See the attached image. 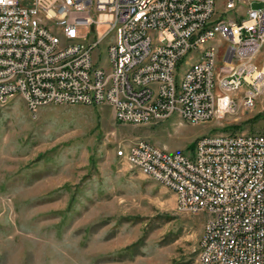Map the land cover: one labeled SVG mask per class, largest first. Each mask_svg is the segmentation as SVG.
<instances>
[{"label":"built area","instance_id":"2783aa9c","mask_svg":"<svg viewBox=\"0 0 264 264\" xmlns=\"http://www.w3.org/2000/svg\"><path fill=\"white\" fill-rule=\"evenodd\" d=\"M253 1L227 0L228 11L246 7L239 21L214 19L215 0L0 2V106L16 95L33 115L48 105H107L116 123L131 126L171 113L200 124L251 112L264 105V58L256 63L264 55V6L252 8ZM47 28L62 33V44ZM108 36L106 71L93 53ZM203 44L212 51L199 54ZM192 54L200 66L191 59L179 73ZM129 67H137L135 77H127ZM120 152L173 192L177 213L203 217V264H264V118L256 133L198 138L191 156L146 140Z\"/></svg>","mask_w":264,"mask_h":264},{"label":"rangeland","instance_id":"374dc122","mask_svg":"<svg viewBox=\"0 0 264 264\" xmlns=\"http://www.w3.org/2000/svg\"><path fill=\"white\" fill-rule=\"evenodd\" d=\"M226 2L215 0L214 19L244 18V5L228 11ZM110 36L93 53L106 71ZM195 57H184L179 73ZM263 58L262 50L256 63ZM263 116L258 103L200 124L176 113L131 126L107 105H48L33 115L14 96L0 106V264H199L203 217L177 213L173 192L118 152L146 140L191 156L198 138L259 132Z\"/></svg>","mask_w":264,"mask_h":264},{"label":"bare ground","instance_id":"6f19581e","mask_svg":"<svg viewBox=\"0 0 264 264\" xmlns=\"http://www.w3.org/2000/svg\"><path fill=\"white\" fill-rule=\"evenodd\" d=\"M41 18H49V11L41 10ZM39 27H49V20L40 19ZM47 36L50 37L52 42H54L55 44H62V33L59 32L57 29L47 28ZM210 51H212V45L210 44H203L202 46L199 47V54H206L207 52H210ZM193 66H200V59L194 62ZM136 75H137V67H129L127 69V77H135ZM0 87H2V79H0ZM174 114L176 113H171V116ZM178 115L184 121H186V115L184 113H178ZM118 156L127 160L129 164L138 168L140 171H142L146 175V172L144 171V167L136 166V162L133 157L121 156V152H118ZM221 247H228V238H221ZM216 258H223V250H216ZM199 264H203L202 257H199Z\"/></svg>","mask_w":264,"mask_h":264},{"label":"clouds","instance_id":"9594fccd","mask_svg":"<svg viewBox=\"0 0 264 264\" xmlns=\"http://www.w3.org/2000/svg\"><path fill=\"white\" fill-rule=\"evenodd\" d=\"M3 2L11 4V3H14V0H3Z\"/></svg>","mask_w":264,"mask_h":264},{"label":"snow or ice","instance_id":"6c2138e0","mask_svg":"<svg viewBox=\"0 0 264 264\" xmlns=\"http://www.w3.org/2000/svg\"><path fill=\"white\" fill-rule=\"evenodd\" d=\"M0 2H3V0H0Z\"/></svg>","mask_w":264,"mask_h":264}]
</instances>
